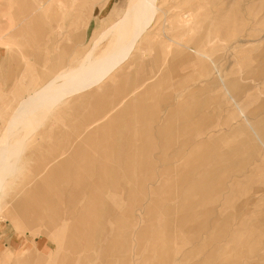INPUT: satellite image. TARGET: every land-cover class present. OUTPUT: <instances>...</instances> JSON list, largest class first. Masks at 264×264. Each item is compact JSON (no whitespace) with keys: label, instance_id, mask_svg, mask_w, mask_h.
<instances>
[{"label":"rangeland","instance_id":"374dc122","mask_svg":"<svg viewBox=\"0 0 264 264\" xmlns=\"http://www.w3.org/2000/svg\"><path fill=\"white\" fill-rule=\"evenodd\" d=\"M138 3L0 0V264H264V0H151L59 93Z\"/></svg>","mask_w":264,"mask_h":264},{"label":"bare ground","instance_id":"6f19581e","mask_svg":"<svg viewBox=\"0 0 264 264\" xmlns=\"http://www.w3.org/2000/svg\"><path fill=\"white\" fill-rule=\"evenodd\" d=\"M151 8V0H139L138 6L133 13V26L126 37L125 44L120 48L118 47L119 50L115 49L114 51L110 52L106 57L99 60L97 63H94L93 65L88 66V68H84L81 71L77 72V74L74 75V78L71 79L72 81L66 78L67 80H65L64 82L71 81L72 84L70 85L72 86H70V88L68 87L69 90H62L59 93H68L69 96L75 95L80 92L89 90L90 88L98 85L103 79H105L112 72V69L115 66L121 64L128 56L133 44L137 41V39H139L144 30V26H142L141 22L145 18L147 20V15L149 14V10ZM116 46L117 45H115V48ZM41 92L42 91L34 92L33 94H30V96L28 95L26 99L22 100L21 103H19V106L15 109V111L13 110L14 112L9 119L8 129L10 123L17 121L21 117L24 118L27 115H32L35 111L40 109L42 102H46L45 98L43 97L44 95L41 96ZM61 94L58 95V100L62 97ZM42 99L44 101H41ZM51 99L53 98H47L46 100ZM6 138V135H2L0 138V153H4L5 151Z\"/></svg>","mask_w":264,"mask_h":264}]
</instances>
